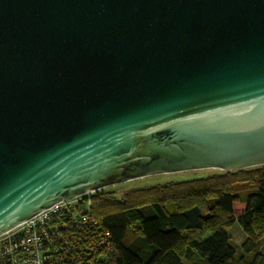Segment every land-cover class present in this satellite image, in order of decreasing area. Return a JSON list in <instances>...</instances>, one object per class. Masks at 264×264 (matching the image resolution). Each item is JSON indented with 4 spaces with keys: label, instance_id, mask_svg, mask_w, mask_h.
<instances>
[{
    "label": "water",
    "instance_id": "obj_1",
    "mask_svg": "<svg viewBox=\"0 0 264 264\" xmlns=\"http://www.w3.org/2000/svg\"><path fill=\"white\" fill-rule=\"evenodd\" d=\"M264 165V0H0V233L129 180Z\"/></svg>",
    "mask_w": 264,
    "mask_h": 264
},
{
    "label": "trees",
    "instance_id": "obj_2",
    "mask_svg": "<svg viewBox=\"0 0 264 264\" xmlns=\"http://www.w3.org/2000/svg\"><path fill=\"white\" fill-rule=\"evenodd\" d=\"M91 195L93 216L110 237L98 264H264V165L138 190ZM132 193V192H131ZM235 203H242L239 214ZM237 223L239 247L229 235ZM260 241V242H258Z\"/></svg>",
    "mask_w": 264,
    "mask_h": 264
},
{
    "label": "built area",
    "instance_id": "obj_3",
    "mask_svg": "<svg viewBox=\"0 0 264 264\" xmlns=\"http://www.w3.org/2000/svg\"><path fill=\"white\" fill-rule=\"evenodd\" d=\"M98 190L59 200L1 232L0 264H98L111 247L93 216Z\"/></svg>",
    "mask_w": 264,
    "mask_h": 264
},
{
    "label": "rangeland",
    "instance_id": "obj_4",
    "mask_svg": "<svg viewBox=\"0 0 264 264\" xmlns=\"http://www.w3.org/2000/svg\"><path fill=\"white\" fill-rule=\"evenodd\" d=\"M220 172L217 169H197V170H188V171H180L174 173H165V174H157L145 176L133 180H129L122 183H117L114 185H110L104 188V193L110 198L121 199L123 197L132 195L133 197L138 190H142L144 188H150L158 185H162L164 183L172 182V181H181V180H190L196 177H207L211 176L215 173ZM136 191V192H135ZM132 192V193H131ZM135 192V193H134ZM242 204L235 203L234 205V213L237 215L240 213L242 209ZM230 240L235 247H239L244 239V234L241 230V227L234 223L229 230ZM260 242V241H258ZM250 256L245 258L244 264H247Z\"/></svg>",
    "mask_w": 264,
    "mask_h": 264
},
{
    "label": "crops",
    "instance_id": "obj_5",
    "mask_svg": "<svg viewBox=\"0 0 264 264\" xmlns=\"http://www.w3.org/2000/svg\"><path fill=\"white\" fill-rule=\"evenodd\" d=\"M240 204H242V203H240ZM242 208H243V204H242V206H241Z\"/></svg>",
    "mask_w": 264,
    "mask_h": 264
}]
</instances>
